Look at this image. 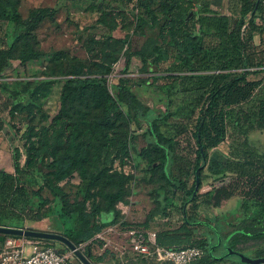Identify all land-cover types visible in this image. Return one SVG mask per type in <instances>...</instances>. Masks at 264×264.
<instances>
[{
    "label": "trees",
    "instance_id": "obj_1",
    "mask_svg": "<svg viewBox=\"0 0 264 264\" xmlns=\"http://www.w3.org/2000/svg\"><path fill=\"white\" fill-rule=\"evenodd\" d=\"M112 1L117 4L106 6L96 18L99 31L90 30L83 39L88 62H71L60 72L67 75L60 112L48 124L29 123L21 135L24 152L19 146L13 149V170L0 169V225L26 227L27 220L50 215L52 209L47 214L40 213L42 206H52L41 194L46 187L54 202L59 200L61 204L58 216L62 233L83 245L93 262L108 255L120 260L108 247L96 254V248L105 244L96 235L108 225L117 224V203L127 195L125 184L129 177L111 171L109 164L128 155L142 134L148 143L137 150L138 154L147 157L151 170H159L164 180L157 189L155 211L161 213L163 222L159 227L149 223L136 227L155 229L158 243L168 248L202 247L204 257L192 264H215L228 246L240 251L249 243L263 241L264 145L257 143L252 134L264 132V75L260 76L264 52H258L253 43L251 34L258 29L254 19L246 24L247 14L257 6L256 0H242L240 9L233 14L222 13L201 0ZM19 6L20 0H0V75L14 59L28 61L42 56L33 41L34 31L58 10L34 7L24 16ZM134 35L144 37L138 48L133 47ZM122 56L124 71L130 68L132 58L138 57L143 70L154 73L145 82L166 89L164 113L155 114L154 108L131 88L127 77L119 76L109 84L108 76ZM53 82L49 77L31 92L10 95L12 113L20 109L34 116L37 101L33 97L44 101ZM173 90L181 92L183 98L172 111ZM175 114L195 119L189 139L195 154L191 184L173 173L174 139L154 122ZM144 125L146 131L139 133ZM191 137L196 145H192ZM227 139L230 152L206 169L209 151ZM75 174L81 183L71 199L61 182ZM209 177L228 179L194 196L197 179L200 190ZM28 185L35 187L33 195ZM95 186L99 187L97 192L92 191ZM96 196L100 199L89 206ZM233 197L240 199L242 216L228 221L227 230L217 222L213 226L210 209ZM178 198H182L183 221L171 227V208ZM197 224L207 227L204 237H195ZM9 235L0 233V243ZM42 240L56 247L50 239ZM257 255L264 256V249ZM136 261L150 264L141 257Z\"/></svg>",
    "mask_w": 264,
    "mask_h": 264
},
{
    "label": "rangeland",
    "instance_id": "obj_2",
    "mask_svg": "<svg viewBox=\"0 0 264 264\" xmlns=\"http://www.w3.org/2000/svg\"><path fill=\"white\" fill-rule=\"evenodd\" d=\"M110 4L116 5L117 3L112 0H20L19 7L24 16H27L29 11L34 7L49 6L56 7L58 10L54 16L48 17L40 23L34 31L35 37L33 41L35 46L42 51V56L38 59L28 61L14 59L10 66L0 75V169L13 170V149L19 146L24 152L22 145L24 142L21 139V135L29 123L33 122L37 125L48 124L60 112L61 92L63 83L67 77V75L60 72L71 62L80 60L88 62V55L83 47V39L88 31L93 29L99 31L97 29L99 27L96 24V18L101 13V10ZM132 40L133 47L138 48L141 46L144 37L134 35ZM124 67L125 56H122L114 65L112 73L108 76L109 84L111 85L119 76L127 77L131 88L142 100L154 108L155 114L164 113L168 100L166 89H161L154 84H147L145 82L146 79H151L154 73L144 71L142 61L138 57L132 58L130 68L127 71L123 70ZM149 67L152 69L153 65H149ZM261 68L264 69V65ZM51 70H54L55 74H47ZM263 75L264 71L260 73V76ZM49 77L54 79L50 95L44 101L43 99L38 100L36 97L32 99L37 101L33 106L35 110L34 116H29L26 111L20 109L12 113V107L10 108V95L18 91L26 90L27 92H31L39 82ZM171 96L174 98L171 106V110L173 111L182 101L183 94L177 90H173ZM22 97L19 96V99H22ZM154 122L165 135L174 139L175 150L171 162L173 173L191 184L193 181V161L195 154L193 153L189 139L192 136V131L195 129V119L188 118L185 114H175L165 115L161 119L154 120ZM144 131H146L145 125L138 129L139 133H143ZM252 137L257 143L264 145V132L253 133ZM191 138L192 145H196L193 137ZM147 143V138L141 134L137 138L136 147L131 146L128 155L119 156L112 164H109L112 167L111 171L121 172L129 177L125 184L127 195L125 199L117 203V207L120 210L117 223L144 227L151 224L153 227H159L161 225L159 222H163L161 221V213L155 211H157V189L161 187L164 180L161 179L159 170L155 172L151 170L149 159L139 155L137 151L141 150ZM229 152L230 147L227 139L209 151V162L206 169L218 161L217 159ZM25 158L26 155L24 153L21 158L22 164ZM157 164V161L154 162L155 166ZM227 179L226 177L215 180L213 177H209L197 193L203 195L212 189L214 185H219L222 180ZM80 183V176L75 174L70 179L62 181L61 185L69 193L70 198L74 199ZM34 188V186L28 185V190L31 195L34 194ZM98 189L99 187L95 186L92 188V191L97 192ZM41 194L52 203V206L51 208L48 204L42 206L40 213L44 214L46 212L47 214L48 209H52V213L39 220H27V226L62 232L63 227L58 216L61 206L59 200L54 202L53 194L46 187L41 190ZM169 194L172 195V192H169ZM98 199L100 198L96 196L95 199L90 200L89 206ZM181 201L182 198H178L171 208V227H176L183 221ZM50 203L49 205H51ZM203 207L207 209L205 206ZM209 215L213 217L214 223L210 221H207V223L210 222L214 226L217 222L219 226L227 230L228 221L238 219L242 216L240 199L233 197L222 206L211 208ZM155 221L158 222L156 223ZM146 223L149 224L147 225ZM162 225L167 226V224ZM195 227L197 230L195 237H204V231L207 227L201 224H197ZM112 239L114 241L117 240V235L113 236ZM215 240H217V237L214 238L213 242ZM50 242L58 249L67 247L64 243L57 240H50ZM108 246L115 255H119L116 246L110 244ZM81 248L85 251L83 245ZM260 249H264V240L249 243L240 251L251 257H263L257 255V251ZM96 250V254H100L99 252H103L104 248L97 247ZM227 251L228 249L225 248L224 253ZM72 253L70 257L71 264H82L74 252ZM230 257L229 260H220L215 264H247L242 263L239 256L230 254ZM128 258L130 259H128L129 261L126 259L117 260V258L108 255L103 260L96 258L94 263L144 264L136 261L138 257L128 256ZM149 263L154 264L153 262ZM263 263L261 262V264Z\"/></svg>",
    "mask_w": 264,
    "mask_h": 264
},
{
    "label": "built area",
    "instance_id": "obj_3",
    "mask_svg": "<svg viewBox=\"0 0 264 264\" xmlns=\"http://www.w3.org/2000/svg\"><path fill=\"white\" fill-rule=\"evenodd\" d=\"M260 2L264 13V0ZM115 235L117 240L114 241L112 237ZM96 237L105 241L104 249L110 248L109 244L114 245L119 255L131 254L154 264H192L201 260L205 254L204 249L198 245L168 248L158 243L155 229L122 227L120 223L108 225ZM72 252H60L42 239L11 234L0 243V264H71Z\"/></svg>",
    "mask_w": 264,
    "mask_h": 264
},
{
    "label": "water",
    "instance_id": "obj_4",
    "mask_svg": "<svg viewBox=\"0 0 264 264\" xmlns=\"http://www.w3.org/2000/svg\"><path fill=\"white\" fill-rule=\"evenodd\" d=\"M198 184H199V179H197V187H196V190L194 191V196L196 195L198 191ZM0 233L13 234V235H25V236H30L34 238H40V239L57 240V241L64 243L71 251H73L74 254L77 256V258L82 262V264H95L92 261V259L89 257L88 253H86L81 248V246L77 245L74 241H72L68 236H66L62 232L37 229V228H34L33 226L13 227V226L0 225ZM236 251L237 250L232 249L231 247H228L229 254L235 253ZM238 253L241 257L242 262L244 263H247V264L260 263L261 264V262H264V256L263 257H251L242 251H238Z\"/></svg>",
    "mask_w": 264,
    "mask_h": 264
},
{
    "label": "crops",
    "instance_id": "obj_5",
    "mask_svg": "<svg viewBox=\"0 0 264 264\" xmlns=\"http://www.w3.org/2000/svg\"><path fill=\"white\" fill-rule=\"evenodd\" d=\"M208 2L217 9L218 11L222 13H227V14H233L235 13L238 9H240L242 0H201ZM260 0H256V8L249 12L246 16V24L250 22V20L254 19L255 23L258 26V29L255 30L251 35L253 38V43L256 45V48L258 52H264V13L260 9H258V4ZM246 26H243V30H245ZM97 252V250H96ZM101 253V252H99ZM129 254H124V255H119L118 257L122 259L128 260Z\"/></svg>",
    "mask_w": 264,
    "mask_h": 264
},
{
    "label": "flooded vegetation",
    "instance_id": "obj_6",
    "mask_svg": "<svg viewBox=\"0 0 264 264\" xmlns=\"http://www.w3.org/2000/svg\"><path fill=\"white\" fill-rule=\"evenodd\" d=\"M232 254L240 257V255L238 253V250L235 253H232ZM218 257L220 258L221 261H226V260H229V258H231L230 254L228 253V251L226 253H223L222 255H219Z\"/></svg>",
    "mask_w": 264,
    "mask_h": 264
}]
</instances>
